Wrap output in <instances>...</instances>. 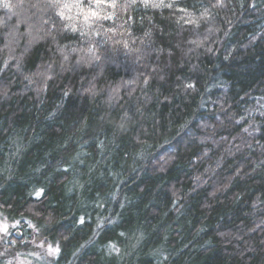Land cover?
Returning a JSON list of instances; mask_svg holds the SVG:
<instances>
[{"label":"trees","instance_id":"trees-1","mask_svg":"<svg viewBox=\"0 0 264 264\" xmlns=\"http://www.w3.org/2000/svg\"><path fill=\"white\" fill-rule=\"evenodd\" d=\"M164 3L0 0L2 247L264 264V0Z\"/></svg>","mask_w":264,"mask_h":264},{"label":"rangeland","instance_id":"rangeland-1","mask_svg":"<svg viewBox=\"0 0 264 264\" xmlns=\"http://www.w3.org/2000/svg\"><path fill=\"white\" fill-rule=\"evenodd\" d=\"M5 224L7 225L6 232L2 230V226ZM28 224L32 225L30 223ZM20 226V218L11 222L4 214L0 213V264H43L49 257H54L58 254L56 253L55 255H49L48 253L49 245H51L53 248H56L57 246L45 244L42 241H38L34 238L26 239L22 243L23 246L30 244L32 247L31 251H27L25 249L26 246L17 251L5 245L2 247V244H8L12 242L10 237L14 233H17L18 237L21 236L22 233ZM12 243L15 244L14 241Z\"/></svg>","mask_w":264,"mask_h":264},{"label":"snow or ice","instance_id":"snow-or-ice-1","mask_svg":"<svg viewBox=\"0 0 264 264\" xmlns=\"http://www.w3.org/2000/svg\"><path fill=\"white\" fill-rule=\"evenodd\" d=\"M106 3L108 4L109 7H112V8H115L117 6L116 0H91V3L89 4V6L87 8L82 6L81 0H76L74 5H70L68 3L60 4V0H54L53 6L59 5L60 11H59L58 14L61 17H64V14H65L64 13V9H71V7L74 6L77 9L78 13L80 15H82L84 22L87 24V23L93 22V19H97V20L104 19V20H107V19H111L112 18L111 14L105 15V16H101L100 15V11H99L100 10V6L102 4H106ZM130 3L134 5L136 3V0H130ZM218 3H219V0H218ZM92 4L95 5V8H93ZM142 4H143V6L145 8H148V7H151V8H163V7L171 8L172 7L171 3L165 4L164 0H142ZM3 7L10 8V7H12V5L7 3V2H5L3 4ZM181 11H184V10L181 9ZM205 14L206 13H204L202 15H205ZM72 29L75 30V25H72ZM36 195L40 196L41 192L38 191L36 193ZM2 230L5 231V232L7 231V225L6 224L2 226ZM58 252H59V248L58 247L53 248L51 245H49V247H48L49 255H55Z\"/></svg>","mask_w":264,"mask_h":264}]
</instances>
